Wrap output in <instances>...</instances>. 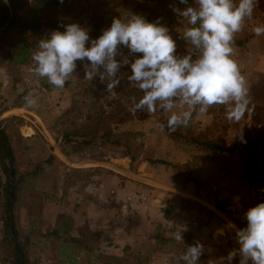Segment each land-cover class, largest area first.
<instances>
[{
  "label": "rangeland",
  "instance_id": "1",
  "mask_svg": "<svg viewBox=\"0 0 264 264\" xmlns=\"http://www.w3.org/2000/svg\"><path fill=\"white\" fill-rule=\"evenodd\" d=\"M180 2L192 8V0ZM246 3L249 5L248 19L256 13H264V0H247ZM63 9L67 13L59 18L58 30L45 25L39 34L28 33L31 50L28 63L14 61V56L20 52L14 47L17 44L16 30L8 33L0 44V130L14 152L12 163L6 161L17 198L13 227L20 233L32 264H62L60 246L68 236L50 231L53 225L37 224V220L44 218L48 222V219L60 215L56 205L60 200L58 188L62 185V174L71 183L78 182L80 187L96 176V171L89 168L92 165L87 163H94L116 150L134 156L133 164L141 156L151 159L147 137L158 136L160 130L174 141L167 150L171 157L174 150L187 143L178 135L195 137L190 123L193 120L180 116V110L186 113L190 110V116L204 111L214 116L213 125L205 133L208 141L225 136L229 144L231 139L245 131L264 125V111L258 112L264 101L261 94L257 96L262 87L251 86L243 101L233 100L232 95L215 97L219 92L216 85L218 75L214 77L205 69V65L211 64L207 59L208 52L213 53L212 48L194 56L188 63L199 90L193 100L190 93L185 94L180 89L181 76L178 80L176 77L156 78L164 67L159 49L150 48L143 41L153 31L157 41H160L161 34L169 36L174 29L176 31L171 35L183 36L182 28L186 27L187 19L177 20L168 9H157L154 0H66ZM53 14L52 9L44 6L39 11V19L51 21ZM194 19L206 29L198 12L190 15L189 29ZM231 19H234L233 12L230 10L225 15L223 11L216 29L224 21L233 24ZM239 22L241 28L234 26L250 36L251 31L244 27V22ZM196 39L195 34L188 38L190 41ZM225 64H230V59L226 58ZM186 73L184 70L183 74ZM45 82L63 84L49 90L43 86ZM169 111L179 114L170 116ZM145 114L147 116L143 117ZM165 119H168L172 133L166 130ZM66 133L72 134L70 139H76L75 146L64 145ZM241 146L246 156L244 175H250L248 179L252 184L256 183L257 199L264 210V182L254 181L257 174L252 166L254 158L264 167V150L250 156L248 149H254V146L247 141L241 142ZM42 147L47 151L44 152ZM60 151L68 152L65 153L68 157L61 159V165L55 164L52 156L50 158V153L60 157ZM160 151L154 149L150 155L158 156ZM165 160L179 164L181 171L192 176L191 164L183 166ZM78 164L83 166L66 170ZM169 166L177 174L178 169ZM35 169L37 173L33 174ZM0 177V264H12L14 245L5 242V182L8 175L1 157ZM196 186L200 187V195L203 194V184ZM205 194L211 197L206 191ZM216 202L223 206L221 201ZM68 204L72 208V203ZM82 204L77 205L79 209ZM90 204V201L86 202L85 213L89 212ZM121 209L109 203L107 215L116 218ZM63 216L69 217V213L65 212ZM38 227L40 230L46 228L47 232L39 231ZM256 229L264 233V223ZM98 246L93 250L95 264H130L135 260L132 251L118 258L107 256Z\"/></svg>",
  "mask_w": 264,
  "mask_h": 264
},
{
  "label": "crops",
  "instance_id": "2",
  "mask_svg": "<svg viewBox=\"0 0 264 264\" xmlns=\"http://www.w3.org/2000/svg\"><path fill=\"white\" fill-rule=\"evenodd\" d=\"M246 1L232 2L234 19L231 20L238 28L242 26L239 21L244 22V27L251 31L249 38L242 46L226 43L220 51L225 59H230V64L222 68V78L235 74V84H227L225 95L232 90V99L243 101L246 90L254 85L263 88L257 96L261 94L264 101V13L248 19ZM154 2L157 9H168L177 20L187 19L183 36L171 35L174 29L169 36L161 34L158 44L153 43L150 35L143 41L148 47L159 49L164 67L156 78L181 76L180 89L190 93L193 100L199 90L188 64L194 51V41L188 40L189 17L193 12L200 13L207 31H213L219 26V17L230 0H192V8L180 0ZM189 111L180 110V116L193 120L190 123L196 139L208 141L205 133L213 125L214 116L207 113L190 116ZM169 112L170 116L179 114ZM162 132L147 137L149 157L173 160L183 166L191 164V175L203 184L204 193L200 195V187L194 182L176 177V171L168 164H152L142 156L133 164L131 154L118 150L104 159L87 163L92 165L89 168L96 171V176L80 187L78 182L71 183L62 174V185L58 188L60 200L56 205L60 215L48 222L44 218L37 220L38 225L39 222L53 225L49 229L53 233L68 236L60 246L62 264H72V261L95 264L93 250L97 244L112 257L123 258L132 251L136 256L130 264H264V233L256 229L264 223V210L257 199L256 183H251L250 175H244L246 156L242 146L224 157L205 145L182 143L170 157L167 150L174 141ZM154 149L161 150L159 157L150 155ZM59 156V160L68 157L61 151ZM79 166L83 165L66 170H76ZM87 201L91 204L85 213ZM216 201H221L232 214L220 210ZM68 203H72V208ZM81 203L79 209L77 205ZM109 203L122 208L116 218L107 215ZM65 212L69 217L63 216ZM237 219L246 223L249 230ZM39 227V231L47 232L46 228ZM71 239H79L82 244Z\"/></svg>",
  "mask_w": 264,
  "mask_h": 264
},
{
  "label": "trees",
  "instance_id": "3",
  "mask_svg": "<svg viewBox=\"0 0 264 264\" xmlns=\"http://www.w3.org/2000/svg\"><path fill=\"white\" fill-rule=\"evenodd\" d=\"M66 0H0V44L3 40V38L10 33L13 30H16L17 32V44L15 43V48L20 49V52L17 53L14 56V61L19 62L22 64L28 63V61L31 59V50L30 46L28 45L29 37L27 36L28 33H35L39 34L40 30L44 28L45 25L49 27L51 30H58L59 26V18L64 16L67 11L63 9L64 2ZM234 0H230V3L228 5V8L224 11L225 15H227L232 6V2ZM47 6L54 12L53 19L51 21L43 22L39 19V11L44 7ZM193 26H190V36L197 37L196 40H194V51L193 56L197 57V55L203 54V52H208L211 48L213 49V53L208 52V58L207 61L211 63L210 65H205L206 71H211L213 76L215 77L218 75V83L216 84L219 88V92L216 93V96H223L227 92V84L233 85L235 84V74L230 73L225 75V78H222V68L225 66V58L221 55V48L226 43H231L235 45L242 46L244 43H246L247 39L249 38V35L247 36L245 34V30H238L236 26L233 24L229 25L228 21H224L223 24L213 31H207L203 24L201 22L199 23L197 20H192L190 23ZM155 31L150 33V39L155 42V44H158L157 38L155 36ZM204 65V63L202 62ZM201 65V64H200ZM179 78V77H178ZM178 78H176L178 80ZM44 87L52 90L54 89V86L61 85L63 83H56V84H49V83H43ZM232 90L230 91L229 95H232ZM220 94V95H219ZM228 96V95H227ZM264 111V106L258 108V112ZM207 113L206 111L200 112ZM197 115V114H196ZM147 116L146 114L143 116ZM164 126L166 130L170 133L173 132L172 128L169 125L168 119L164 120ZM187 141V143L193 142L200 145H205L208 148L217 151L224 157L230 156L233 154V152L241 145V142L247 141L248 144H252L254 146V149H248L250 156H255L259 150H264V125L261 128H256L254 130L245 131L244 133L240 134L238 137H235L231 139V142L229 144L225 141V136H221L220 138H216L213 140H209L206 142L199 141L195 137H187L186 135L180 134L178 135ZM72 138V134L66 133L63 136L64 139V145L65 144H75L77 143L76 139H70ZM22 139H24L22 137ZM224 139V140H223ZM42 150L44 152L47 151L45 147H42ZM41 150V151H42ZM66 154L68 152H65ZM37 154V153H36ZM39 154V153H38ZM45 154V153H44ZM54 158L55 164H62V161L59 160L55 155L50 153V158ZM0 157L2 158L4 162V169L8 175V178L5 182V188H6V195H7V202H6V221H5V242H10L14 245V252H13V260L12 264H32L29 260V257L27 256L25 252L24 247V241L20 235V233L13 228L14 225V215H13V209H14V203L16 201V191L13 189L14 187V179L11 177V171L10 167H8L7 162L9 161L12 163V160L14 158V152L12 146H10L9 141H7V137L4 134L2 130H0ZM49 158V157H48ZM132 159L135 160V157L132 156ZM148 161L152 164L156 163H163L172 165L174 168L178 169V172L176 174V177L178 178H184L186 181H193L196 185L200 186V181L195 178L194 176L186 175L183 171L180 169L179 164H173L163 158L159 159H148ZM256 171V178L257 180L254 181H262L264 182V167H262L256 159L253 158V165ZM37 173V169H35L34 173ZM1 181V177H0ZM216 206L222 210L223 212L227 214H231V212L223 207L219 202L216 203ZM237 222L242 225L246 230H249L245 224H243L239 219H237ZM253 236V235H252ZM75 242H78L79 244H82L79 239H71ZM99 248H102L101 246H98ZM97 248V247H94ZM109 256V254H107ZM72 264H75V261H72Z\"/></svg>",
  "mask_w": 264,
  "mask_h": 264
},
{
  "label": "water",
  "instance_id": "4",
  "mask_svg": "<svg viewBox=\"0 0 264 264\" xmlns=\"http://www.w3.org/2000/svg\"><path fill=\"white\" fill-rule=\"evenodd\" d=\"M14 228V227H13Z\"/></svg>",
  "mask_w": 264,
  "mask_h": 264
}]
</instances>
